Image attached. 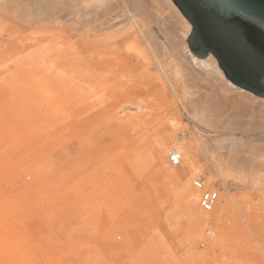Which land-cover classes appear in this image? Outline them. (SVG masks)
I'll return each mask as SVG.
<instances>
[{
	"label": "rangeland",
	"instance_id": "1",
	"mask_svg": "<svg viewBox=\"0 0 264 264\" xmlns=\"http://www.w3.org/2000/svg\"><path fill=\"white\" fill-rule=\"evenodd\" d=\"M36 2L0 0V264H264V177L220 166L120 4L80 25ZM235 141L264 155V131Z\"/></svg>",
	"mask_w": 264,
	"mask_h": 264
},
{
	"label": "bare ground",
	"instance_id": "2",
	"mask_svg": "<svg viewBox=\"0 0 264 264\" xmlns=\"http://www.w3.org/2000/svg\"><path fill=\"white\" fill-rule=\"evenodd\" d=\"M35 2L36 0H20V6L23 9L28 8ZM48 2L49 10L54 16L66 10L68 17L80 25L93 23L110 14L114 4L118 2L122 16L132 25L133 38L136 42L137 38H140L144 43L143 48L139 49L136 45L135 49L143 56H150L164 78L168 82L172 80L174 85L172 88L174 91L175 88L178 89L190 121L198 129L218 137L214 146L215 151L212 152L217 161L224 159L222 157L224 154L227 160L220 166L224 169L242 171L251 183L263 179L264 155L257 153L242 155L235 135L264 131V98L231 82L222 72L213 54L210 53L203 58L193 55V62L189 60L186 52L188 49L185 50L183 45L184 36H189L192 25L173 0H48ZM102 23L103 20L100 24ZM234 88H239L240 91ZM241 91L247 92L250 96ZM256 98L263 100L262 103ZM205 148L207 152L211 149L206 146ZM191 160L188 161L190 164ZM179 174L176 171L170 173L171 176ZM2 211L3 208H0V224L5 221ZM198 217L205 220L213 216L200 213Z\"/></svg>",
	"mask_w": 264,
	"mask_h": 264
},
{
	"label": "water",
	"instance_id": "3",
	"mask_svg": "<svg viewBox=\"0 0 264 264\" xmlns=\"http://www.w3.org/2000/svg\"><path fill=\"white\" fill-rule=\"evenodd\" d=\"M192 25L187 42L213 54L235 85L264 98V0H173Z\"/></svg>",
	"mask_w": 264,
	"mask_h": 264
},
{
	"label": "built area",
	"instance_id": "4",
	"mask_svg": "<svg viewBox=\"0 0 264 264\" xmlns=\"http://www.w3.org/2000/svg\"><path fill=\"white\" fill-rule=\"evenodd\" d=\"M168 158L171 164L175 166L179 165L182 161L181 153L176 150L171 151ZM204 184L205 180L200 177L194 180V185L202 189L199 199L201 208L205 211H211L219 199V191L210 188L205 189Z\"/></svg>",
	"mask_w": 264,
	"mask_h": 264
}]
</instances>
